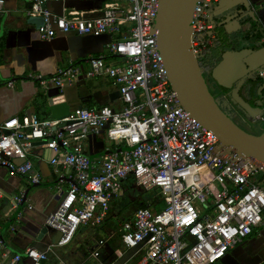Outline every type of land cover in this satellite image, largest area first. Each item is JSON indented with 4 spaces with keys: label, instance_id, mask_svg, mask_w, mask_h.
Listing matches in <instances>:
<instances>
[{
    "label": "built area",
    "instance_id": "obj_1",
    "mask_svg": "<svg viewBox=\"0 0 264 264\" xmlns=\"http://www.w3.org/2000/svg\"><path fill=\"white\" fill-rule=\"evenodd\" d=\"M100 2V14L63 9L55 14L50 4ZM160 0H29L28 18H41L39 38L57 35L109 36L105 49L120 55L123 65H106L102 56L90 58L88 70L58 68L55 75L29 74L43 89L63 90L78 78L106 75L120 94V110L110 106L76 108L59 120L36 115L11 117L0 123V168L10 176L32 173V144L42 141L54 157L55 168L70 172L82 189L71 184L45 227L59 233L45 251L27 248L2 254L0 264H44L56 248L67 247L81 227L102 225L111 202L133 183L142 191L156 190L164 207L154 212L140 208L120 224L122 245L132 249L143 243L129 264H221L255 229L264 227V174L221 143L183 108L171 88L157 47L156 17ZM219 0H198L191 23V51L196 59L214 45L213 8ZM0 0V15L5 14ZM264 42V39H263ZM264 81V68L257 70ZM12 87V82L8 83ZM259 111L249 119L264 121ZM104 135L115 143L100 165L93 167L84 151L89 137ZM132 148L130 151L122 150ZM259 172V173H258ZM21 193L15 203L22 202ZM99 245L104 246L103 241ZM100 249L89 254L92 264H106ZM64 264V263H61Z\"/></svg>",
    "mask_w": 264,
    "mask_h": 264
},
{
    "label": "crops",
    "instance_id": "obj_2",
    "mask_svg": "<svg viewBox=\"0 0 264 264\" xmlns=\"http://www.w3.org/2000/svg\"><path fill=\"white\" fill-rule=\"evenodd\" d=\"M49 8L58 15L67 9L93 11L96 16L100 14L102 3L69 1L50 4ZM4 9L5 14L0 15V123L24 115L59 120L79 107L110 106L120 110L119 98L110 100L117 88L106 75L80 77L63 90L43 89L27 78L29 74L53 76L58 68L72 65L86 71L89 59L100 56L106 65H116L110 59L117 57L105 49L109 36L71 33L43 41L37 29L27 23L29 0H5ZM212 21L216 24V40L203 56L211 68L206 82L218 105L233 122L240 128L251 129L255 124L249 118L264 104V81L257 77V70L264 68V0H219L213 8ZM9 82L12 87L8 86ZM114 147L104 135L92 136L86 141L84 151L97 168L106 158L105 153ZM53 157L42 141L33 142L29 159L32 173L39 176L41 184L34 188L27 178L10 176L0 168V235L3 233L0 256L23 253L27 248L45 251L49 245L58 242L59 233L46 228L45 220L59 205L62 198L59 189L67 192L73 180L69 178V171L51 165ZM126 189L124 187L120 196L128 192ZM21 193L27 194L26 200L16 207L15 198ZM111 208L112 205L102 225L79 228H87L84 238L76 239L78 230L71 244L56 248L44 264H92L89 254L96 249H100V258L106 264L120 260L129 249L121 241L118 247V227L130 217L119 221L116 227L112 222ZM254 234L255 239L246 238L226 255L221 264H264V227ZM110 239H118L115 250L108 244ZM101 241L103 247L99 245ZM20 264L31 262L24 259Z\"/></svg>",
    "mask_w": 264,
    "mask_h": 264
},
{
    "label": "water",
    "instance_id": "obj_3",
    "mask_svg": "<svg viewBox=\"0 0 264 264\" xmlns=\"http://www.w3.org/2000/svg\"><path fill=\"white\" fill-rule=\"evenodd\" d=\"M198 0H160L156 17L157 47L165 67L171 88L177 94L183 108L204 128L212 131L219 141L253 163L264 174V136H256L241 129L221 109L202 77L198 59L191 51V23ZM27 23L36 29L41 18H29ZM120 58V55H116ZM118 91L110 100L119 98ZM111 103V102H110ZM132 148L122 150L130 151ZM109 150L105 154L119 151ZM92 162V158H89ZM27 178V177H25ZM28 179V178H27ZM78 189H82L72 182ZM31 188L41 186L31 184ZM15 203L21 206L26 200ZM3 234V233H2ZM2 234L0 240L2 241ZM143 246V243L129 249L115 264H126Z\"/></svg>",
    "mask_w": 264,
    "mask_h": 264
},
{
    "label": "rangeland",
    "instance_id": "obj_4",
    "mask_svg": "<svg viewBox=\"0 0 264 264\" xmlns=\"http://www.w3.org/2000/svg\"><path fill=\"white\" fill-rule=\"evenodd\" d=\"M111 62H116V65H123V59L122 58H111L110 59ZM207 62H205L204 58L201 56L199 59V64L202 70V77L203 79L206 81L208 80L207 78L209 77V72L210 71V66H208L206 64ZM210 68V69H209ZM264 119V116H263ZM241 129H243L244 131L256 135V136H260L263 137L264 136V121L262 122H258L255 125L252 124L251 129L245 128L241 126ZM112 145V144H109ZM113 145H115V143H113ZM116 147V146H115ZM259 173V172H258ZM262 176L261 172L257 175L258 178H260ZM128 192H125L124 195L122 196H118L116 197L112 202V208L111 211L114 214V218H113V223L115 224L116 227L119 226V223L122 221V219H124L125 217L129 218L134 211L131 212L132 209V204L131 202L134 200H136V196L141 195V198L144 199L145 195L144 192L139 189V188H133V189H126ZM155 195L158 194L156 190L152 191ZM115 201V203H114ZM163 208V206L161 207ZM120 221V222H119ZM120 227V226H119ZM118 227V229H119ZM87 228L85 229H80L79 233L76 237V239H80V238H84L85 236V231ZM259 228L255 229L254 232L256 230H258ZM99 232L102 233V230L99 229ZM255 239L256 235L253 233L251 234L247 239ZM246 239V240H247ZM234 257V256H233ZM236 258V257H235ZM239 261V259H238Z\"/></svg>",
    "mask_w": 264,
    "mask_h": 264
},
{
    "label": "trees",
    "instance_id": "obj_5",
    "mask_svg": "<svg viewBox=\"0 0 264 264\" xmlns=\"http://www.w3.org/2000/svg\"><path fill=\"white\" fill-rule=\"evenodd\" d=\"M257 39H258V36H257ZM219 42H220V40H219ZM216 62H217V60H216ZM125 187H127L128 190L136 188L133 183H129L128 185H125ZM152 191L153 190L143 191L144 195H145L144 199L141 198V195L136 196V200L133 199V201L131 202V204L133 205L131 212L135 211L137 209H140V208H149L154 212L160 211L162 209L161 207L162 206L164 207L162 196L160 194L155 195ZM109 214H110V211H109ZM116 240H118V239H110V241L108 243L109 245H111V247L114 250L120 246V239H119L118 247L116 246V244H117ZM114 244H115V246H113Z\"/></svg>",
    "mask_w": 264,
    "mask_h": 264
},
{
    "label": "flooded vegetation",
    "instance_id": "obj_6",
    "mask_svg": "<svg viewBox=\"0 0 264 264\" xmlns=\"http://www.w3.org/2000/svg\"><path fill=\"white\" fill-rule=\"evenodd\" d=\"M207 83V82H206ZM207 86H208V84H207ZM208 89H209V87H208ZM210 91V90H209ZM212 94V93H211Z\"/></svg>",
    "mask_w": 264,
    "mask_h": 264
}]
</instances>
